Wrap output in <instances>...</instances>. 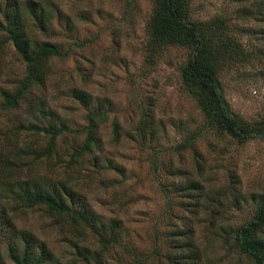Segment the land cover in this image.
<instances>
[{"label":"rangeland","instance_id":"rangeland-1","mask_svg":"<svg viewBox=\"0 0 264 264\" xmlns=\"http://www.w3.org/2000/svg\"><path fill=\"white\" fill-rule=\"evenodd\" d=\"M43 3L52 6L55 18L50 31L37 33L38 41L57 43L64 55L52 59L47 81L20 107L5 108L2 92L18 88L26 64L12 44H3L0 32V148L18 141V136L6 137L16 127L42 121L30 110L31 100H43L56 112L58 125L69 129L59 137L51 158L26 154L8 171L9 178L41 181L46 175L66 180L98 214L95 226L119 219L122 228L112 241L102 243L88 228L80 233L54 220L44 206H23L17 213L13 210L15 234L0 237V264H16L9 255L10 243L21 251L27 234L35 237L36 252L45 245L55 255L54 264H178L176 256L185 247L181 234L189 228L205 254L204 264H254L223 228L232 230L256 212L254 198L264 192V141L238 143L203 129L204 114L181 76L190 49L169 46L160 53L150 40L155 0ZM255 4L257 0H195L192 8L195 20L233 18L250 56L227 64L220 77L232 109L248 122L264 121V21L252 14ZM26 15L34 27L32 14ZM75 87L92 95L91 105L71 95ZM101 104L108 114L98 129V148L70 162L86 140L89 108ZM114 123L119 128L116 138ZM25 133L23 143L48 146L46 136ZM6 176L0 170V177ZM194 179L203 190H181ZM14 201L8 200L11 205Z\"/></svg>","mask_w":264,"mask_h":264},{"label":"trees","instance_id":"trees-1","mask_svg":"<svg viewBox=\"0 0 264 264\" xmlns=\"http://www.w3.org/2000/svg\"><path fill=\"white\" fill-rule=\"evenodd\" d=\"M194 2L195 0H155V9L149 21V37L155 50L161 53L169 46L190 49L187 61L181 68L182 82L204 114V130H214L238 143L250 140L264 141V121L248 122L238 116L232 109L220 77L227 64L248 60L250 56L233 28V18L216 15L208 20H195L192 17ZM255 6L252 14L258 20L264 21V0H257ZM26 10L32 14V28L29 26L31 21L26 15ZM53 11L52 6L44 4L43 0H27L26 3L21 0H0V32L5 37L3 44H12L21 61L26 64L25 76L20 80L18 88L12 92H2L5 108L20 107L35 87L43 86L47 81L51 74L52 59L64 55L57 43L50 40L38 41V32L51 30L55 18ZM67 25L72 28L70 21H67ZM71 95L87 107L92 104V95L82 88H73ZM30 105V110L42 121H32L16 127V132L12 130L13 135L6 134V137L9 139L12 138L10 136H18V141L6 143V149L0 148V170L7 173L6 178L0 177V237L8 239L16 232L13 210L17 213L23 206H44L48 216L62 221L63 225H73L72 229L80 233L88 228L102 243L112 241L114 232L122 228V222L119 219H111L95 226L94 218H99L98 214L87 197L66 180L53 179L46 175L41 181L37 177H29L12 182L9 178L11 173L8 174V171L18 167L19 162L28 157L26 154H34L35 159L51 158L56 151L59 137L69 129L65 124L58 125L54 119L56 112L43 100H31ZM92 107L87 114L89 124L85 127L86 140L80 149L74 150L70 162L84 153L93 152L99 146L98 129L100 124L106 122L108 113L103 110L102 104ZM118 130V125L114 123L115 138ZM25 132L46 136L49 139L48 146L40 149L31 146L30 142L23 143L20 137L26 134ZM191 141L193 137L183 145H188ZM27 148H32L31 152H28ZM190 188L203 190L198 179L190 180L181 186V190ZM11 198L18 204L15 208L14 203L11 205L8 202ZM254 199H257L258 203L256 212L250 219L232 230L227 226L223 229L229 239L234 238L235 246L254 264H264V192ZM190 229L181 234L184 240L180 243H183L182 246L185 244V247L176 256L181 262H176L204 264L205 254L196 245ZM7 231H10L8 237ZM34 240L33 235H25L22 239L24 248L21 251L17 249L18 246L10 243L11 259L16 264H54L55 255L45 245L36 252ZM80 254L83 255L82 252Z\"/></svg>","mask_w":264,"mask_h":264}]
</instances>
